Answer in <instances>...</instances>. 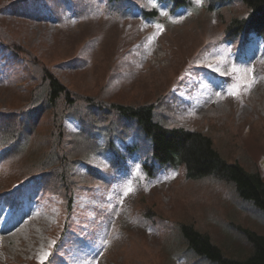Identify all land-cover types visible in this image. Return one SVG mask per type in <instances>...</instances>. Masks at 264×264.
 <instances>
[{
	"label": "rangeland",
	"instance_id": "rangeland-1",
	"mask_svg": "<svg viewBox=\"0 0 264 264\" xmlns=\"http://www.w3.org/2000/svg\"><path fill=\"white\" fill-rule=\"evenodd\" d=\"M14 1L0 0V33L72 92L108 104L156 102V115L163 113L170 126L203 132L227 162L258 171L264 180V40L259 43L254 32L224 40L232 21L247 15L238 0L209 7V0H187L188 7L173 13L156 0H126L122 14L118 4L87 1L76 3L61 24L50 18L25 24L3 9ZM136 7L157 15L144 18ZM5 62L0 54V111L23 109L30 95L19 91H40L39 78L26 86L21 66ZM35 116L30 146L0 163V193L13 192L22 175L49 157L54 121L49 112ZM62 124L78 131L72 118ZM77 158L79 174L68 185L71 212H64L60 197L40 196L30 183L21 186L16 206L0 204V264H211L187 251L180 225L206 234L225 257L250 253L244 228L264 235V215L226 180H188L182 169L145 179L138 156H126L115 170L102 155ZM82 162L96 175L87 176ZM9 163L22 174L11 177Z\"/></svg>",
	"mask_w": 264,
	"mask_h": 264
},
{
	"label": "trees",
	"instance_id": "trees-1",
	"mask_svg": "<svg viewBox=\"0 0 264 264\" xmlns=\"http://www.w3.org/2000/svg\"><path fill=\"white\" fill-rule=\"evenodd\" d=\"M31 1L48 7L54 13L56 11L55 0ZM169 1L178 6L187 4V0ZM214 1L222 4L233 0H211ZM238 1L245 6L247 15L234 19V26L225 30L224 38H244L248 32H256L263 42L264 0ZM59 5L64 8L68 4L61 0ZM6 7L11 8L17 14V19L25 24L31 23L30 17L37 10L35 6L29 8L27 0L8 3L3 9ZM10 39L5 32L0 33L1 53L9 51L10 61L21 66L24 73L22 79L26 86L34 84L35 79L39 78L37 82L40 83V91L36 86L31 92L21 89L19 92L30 95L29 105L20 110L0 111V161H13L30 146L27 147V143L34 133V121L38 118H33L34 115L49 112L54 121V126L50 128L52 150L49 157L34 166L38 169L36 172L22 175L18 179L20 186L32 181L33 187L42 195L55 194L64 200V212L69 213L74 193L69 194L71 188L68 185L69 179L79 174L74 170L76 163L80 161L77 157L83 153L85 156L88 153L102 155L108 159L109 167L113 170L122 165L126 156L136 154L142 159L140 172L145 179L154 177L156 172L163 169H182L184 177L188 180L213 176L231 183L243 202L264 215V180L260 173L246 170L239 163L227 162L213 147L209 136L196 129L170 126L165 122L166 116L163 113L156 115V102L141 105L114 102L108 104L98 97L74 93L34 54L26 52ZM65 118L74 119L79 125V130H67L62 124ZM128 138L133 141L128 143ZM121 148L125 153L119 151ZM15 152L17 153L14 154ZM82 164L87 176L96 175L89 164ZM57 166L59 167L56 168ZM11 167L9 163L8 171L11 177H14L15 173L22 174ZM135 180L137 184L140 183L139 178ZM6 193L7 191L0 193V198ZM179 232L187 251L203 260L207 259L211 264H264V235L250 229L241 230L250 246V253L243 258L223 256L219 248L210 242L209 237L195 230L193 226L182 224Z\"/></svg>",
	"mask_w": 264,
	"mask_h": 264
},
{
	"label": "bare ground",
	"instance_id": "bare-ground-1",
	"mask_svg": "<svg viewBox=\"0 0 264 264\" xmlns=\"http://www.w3.org/2000/svg\"><path fill=\"white\" fill-rule=\"evenodd\" d=\"M217 113V112H216Z\"/></svg>",
	"mask_w": 264,
	"mask_h": 264
}]
</instances>
